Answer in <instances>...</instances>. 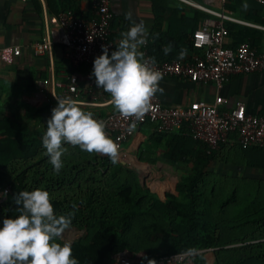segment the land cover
Listing matches in <instances>:
<instances>
[{
    "label": "trees",
    "instance_id": "16d2710c",
    "mask_svg": "<svg viewBox=\"0 0 264 264\" xmlns=\"http://www.w3.org/2000/svg\"><path fill=\"white\" fill-rule=\"evenodd\" d=\"M47 1L50 13L71 12L84 17L78 0ZM153 7L155 27L145 45L149 56L171 61L195 51L194 32L208 16L197 10L190 17L180 9ZM227 27L234 36L232 25L227 23ZM250 39L244 38L243 43ZM168 44L172 51L165 55L163 48ZM251 46L256 50V45ZM108 98L107 94L104 100ZM93 113L97 119L105 116L104 112ZM42 137L40 132L31 133L17 118L0 119V185L11 186L0 205V227L3 219L16 215L14 197L18 192L43 188L53 197L57 214L75 213L64 239L72 243L73 257L79 264H107L125 250L145 253L142 264H149L151 260L187 254L189 249L196 250L194 264H211L209 251L214 253L212 264H264V181H209L206 172L216 161L237 166L241 157L246 167L264 171V149L245 148L234 137L232 143H220L208 153L207 144L195 141L185 126L173 133L156 129L138 152L141 163L155 165L161 145L169 139L173 147L163 149L164 158L175 165H193L177 183L175 193L164 199L161 192L143 187L137 174L120 162L113 163L108 156L101 158L79 146L64 145V167L56 173ZM230 146L233 150L229 152ZM225 183L232 184V192L224 196Z\"/></svg>",
    "mask_w": 264,
    "mask_h": 264
},
{
    "label": "built area",
    "instance_id": "2783aa9c",
    "mask_svg": "<svg viewBox=\"0 0 264 264\" xmlns=\"http://www.w3.org/2000/svg\"><path fill=\"white\" fill-rule=\"evenodd\" d=\"M177 1L206 13L208 17L199 23L194 32L195 51L182 59L155 60V67L163 73V77L186 78L194 83L213 82L217 90L221 91L234 76L264 73V52H257L250 43L237 48L226 45L229 36L226 22L260 26L239 20L223 10L228 0H215L221 9L210 7L208 0ZM91 2L94 8L92 17L76 16L71 12L60 14L56 24L47 26L41 40L34 45L37 56L52 55L54 47H64L68 51L71 66L85 68V71L71 76L67 84L54 77L41 80L39 94H45L49 89L63 88L66 94L84 106L112 104L110 94L97 87L92 72L95 58L103 54L102 45L109 46V55L113 51L111 28L114 13L111 0ZM259 2L264 6V0ZM21 54L19 46L0 49V59L7 64H13ZM145 58L152 57L145 52ZM81 81L84 82L82 87ZM107 94L109 98L104 100ZM54 99L58 101L55 96ZM227 104L228 101L219 96L214 103L195 101L185 107H167L156 94L150 111L142 119L134 121L133 131H129L133 120L123 118L115 109L99 119L107 122L106 132L119 144V155H123L124 159L126 144L138 129L147 124L154 125L160 133L177 132L185 126L195 141L207 144L210 149L208 153L216 150L220 143L229 142L232 136L245 148L264 149V115L248 113L241 101L236 102L233 108H226ZM10 190V185H0V205L5 202ZM5 191L6 197L3 196ZM144 255L125 250L113 258L119 264H142ZM173 263L194 264L193 255L187 253L163 258L158 264Z\"/></svg>",
    "mask_w": 264,
    "mask_h": 264
},
{
    "label": "crops",
    "instance_id": "0c3cea01",
    "mask_svg": "<svg viewBox=\"0 0 264 264\" xmlns=\"http://www.w3.org/2000/svg\"><path fill=\"white\" fill-rule=\"evenodd\" d=\"M155 4L164 10H183L184 14L190 17L197 10L177 0H111V9L114 13L111 28L113 51L122 39L121 34L131 27L130 21L125 19L126 13L129 12L137 23L143 22L145 25L148 41L155 27L156 16L153 7ZM208 4L215 9H221L215 0H208ZM245 4L247 8L244 7ZM78 8L86 18L94 14L91 0H78ZM223 10L239 20L260 26L226 22V24L230 23L234 30V36L229 34L226 45L237 48L244 44V38L250 37L249 43L256 45L258 52H264V6L259 0H228ZM57 17L58 15L48 10L47 0H0V49L6 46H19L22 49V54L13 64H7L0 59V91L2 92L0 119L6 116L17 118L21 124L29 128L31 133L46 132L47 121L52 115L48 105L54 108L58 106L54 96H70L63 88L49 89L45 94H39L40 81L54 77L67 84L71 76L85 71V68L77 69L71 66L68 51L61 46L54 47L52 55H35L34 45L41 40L47 26L56 24ZM167 28L168 23H165L164 30L166 31ZM145 45L140 49L144 54ZM83 85L84 82L81 81L80 86ZM160 87L164 92L163 94L158 92L157 96L167 107H185L195 101L214 103L216 98L221 96L228 101L226 108H233L236 102L241 101L246 105L248 113L264 115V73L234 76L221 91L217 90L213 82L194 83L186 78L174 77H163ZM104 103L106 102L101 104ZM80 106L85 111L104 112L105 115L115 109L112 104L100 106L80 104ZM155 130L154 125H144L130 140L137 158L141 146L148 141ZM233 139L234 136L229 142L232 143ZM161 146L157 166L163 161V149H170L173 144L166 139ZM113 259L115 264H119L116 258Z\"/></svg>",
    "mask_w": 264,
    "mask_h": 264
},
{
    "label": "clouds",
    "instance_id": "9594fccd",
    "mask_svg": "<svg viewBox=\"0 0 264 264\" xmlns=\"http://www.w3.org/2000/svg\"><path fill=\"white\" fill-rule=\"evenodd\" d=\"M247 8V4L244 5ZM125 19L131 27L123 32L116 50L109 55V46L102 45L103 54L94 60L92 75L97 87L111 96L116 112L125 119H132L129 131L135 129V120L142 119L152 108V101L159 92L163 73L156 69L154 58H145L140 50L147 43V29L137 23L132 13ZM165 55L172 45L163 48ZM184 53L180 54L182 58ZM58 106L52 109L42 137L43 147L56 173L64 167L62 157L67 152L65 144L79 146L88 153L108 156L116 163L120 146L106 132L107 122L85 111L72 97H57ZM7 196V191L3 193ZM53 197L43 188L18 192L14 203L18 206L13 218L3 219L0 227V264H79L73 257L72 243L64 234L72 227L74 212L57 214ZM75 208V205H73ZM189 249V255H195ZM149 264H156L155 260Z\"/></svg>",
    "mask_w": 264,
    "mask_h": 264
},
{
    "label": "rangeland",
    "instance_id": "374dc122",
    "mask_svg": "<svg viewBox=\"0 0 264 264\" xmlns=\"http://www.w3.org/2000/svg\"><path fill=\"white\" fill-rule=\"evenodd\" d=\"M229 152L233 150V147H228ZM134 146L131 144L126 149V159L123 155H119L118 162H124V167L135 172L142 184V186H148L152 191H157L162 193V198H164L165 193L174 194L176 190L177 183L182 179V177L191 172L192 164L179 163L177 165L172 164L167 158H163L158 166L146 165L139 161L136 154L133 153ZM243 158V157H241ZM239 158L237 166L225 165L218 161L213 162L211 166L207 169V177L209 181L213 179H235V181H240L242 179H252V180H263L264 181V171L257 169H250L245 166L244 162ZM234 158H231L229 162L233 164ZM232 184L222 185V195H229L232 190ZM163 190V192L161 191ZM165 199V198H164ZM80 235V233L78 232ZM72 237L76 235L71 234ZM208 261L212 264L214 261V253L212 251L207 252ZM163 258L157 261L161 263ZM107 264H115L112 258L108 260ZM174 264V263H173ZM182 264V263H175Z\"/></svg>",
    "mask_w": 264,
    "mask_h": 264
},
{
    "label": "water",
    "instance_id": "95a60500",
    "mask_svg": "<svg viewBox=\"0 0 264 264\" xmlns=\"http://www.w3.org/2000/svg\"><path fill=\"white\" fill-rule=\"evenodd\" d=\"M121 164L124 166L125 164H124V162H121ZM165 197V199H166V197H167V193H165V195H164Z\"/></svg>",
    "mask_w": 264,
    "mask_h": 264
}]
</instances>
